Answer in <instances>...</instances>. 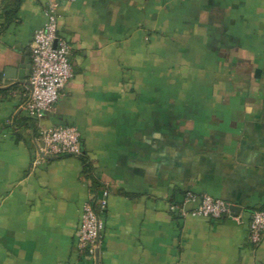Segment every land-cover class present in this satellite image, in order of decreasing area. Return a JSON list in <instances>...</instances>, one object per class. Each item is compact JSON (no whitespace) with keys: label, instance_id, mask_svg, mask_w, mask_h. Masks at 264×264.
Masks as SVG:
<instances>
[{"label":"crops","instance_id":"crops-1","mask_svg":"<svg viewBox=\"0 0 264 264\" xmlns=\"http://www.w3.org/2000/svg\"><path fill=\"white\" fill-rule=\"evenodd\" d=\"M51 1L0 0V264H264V237L249 242L251 216L264 210V58L236 61L246 72L216 81L207 55L191 72L208 91H169L168 5L208 45L223 22L213 0L59 3L74 78L38 119L25 109L28 73ZM180 35L177 27L176 45ZM65 126L80 132L81 153L45 155L40 130ZM105 192L101 247L88 258L77 246L83 208ZM189 192L241 210L180 217L171 206Z\"/></svg>","mask_w":264,"mask_h":264},{"label":"built area","instance_id":"built-area-1","mask_svg":"<svg viewBox=\"0 0 264 264\" xmlns=\"http://www.w3.org/2000/svg\"><path fill=\"white\" fill-rule=\"evenodd\" d=\"M76 0H52L44 12L45 24L36 31L31 53V73L29 99L26 111L35 118H42L60 100L61 89L74 78L71 64V47L59 36L58 5L73 3ZM39 140L42 151L49 157L79 155L81 153V134L74 127H58L40 130ZM104 198L87 203L83 208L78 235V249L86 257H94L101 247L105 231L102 213L107 202ZM232 205L210 195H197L189 192L180 203L171 206V211L180 217L207 218L220 220L232 217ZM264 237V210L253 212L249 227V242L259 246Z\"/></svg>","mask_w":264,"mask_h":264},{"label":"rangeland","instance_id":"rangeland-1","mask_svg":"<svg viewBox=\"0 0 264 264\" xmlns=\"http://www.w3.org/2000/svg\"><path fill=\"white\" fill-rule=\"evenodd\" d=\"M210 6L214 8V13L223 18V22H214L210 29L213 43L205 45L202 35L197 34L191 37L189 31H191L193 23L187 19L185 13L181 14L179 9L177 10L178 5L176 7L174 2L168 5V19L166 20L165 30L169 39L166 44L167 55L163 61L167 63L168 77L171 78V82L167 85L169 91H208L212 86H207L206 83H197L196 73L191 72L192 62L206 60L207 55L210 59L209 64L212 65L210 72L215 75L216 81H219L218 79H221L222 75L223 77L234 75L237 70L246 72V68H243L241 64H236V61L264 58V18L259 17L264 16V4L255 3L254 0H213ZM177 12L178 15H176ZM211 22H213V18H211ZM177 27L181 33L178 45L175 44ZM222 33L223 50H221L220 45ZM192 39L196 44L194 51L187 45L188 41ZM256 45L261 46V51L258 53L252 50V46L256 47ZM198 48L203 50L199 51ZM177 63L178 66H176ZM179 68L187 70L182 80L179 78L181 71ZM197 69L198 76L208 74L207 68ZM176 78H178V85H175ZM215 86L219 87V90L225 89L223 85L215 84ZM156 90H160V88L157 87Z\"/></svg>","mask_w":264,"mask_h":264},{"label":"water","instance_id":"water-1","mask_svg":"<svg viewBox=\"0 0 264 264\" xmlns=\"http://www.w3.org/2000/svg\"><path fill=\"white\" fill-rule=\"evenodd\" d=\"M5 75H6L7 79H16L17 78V76L15 75V69H12V68H8L6 70V74ZM28 75L30 76V72L28 73ZM22 79H24V78H22ZM240 210L241 209L239 207L232 206L231 207L232 216L236 217Z\"/></svg>","mask_w":264,"mask_h":264},{"label":"trees","instance_id":"trees-1","mask_svg":"<svg viewBox=\"0 0 264 264\" xmlns=\"http://www.w3.org/2000/svg\"><path fill=\"white\" fill-rule=\"evenodd\" d=\"M9 24V23H8ZM96 205V204H95Z\"/></svg>","mask_w":264,"mask_h":264}]
</instances>
